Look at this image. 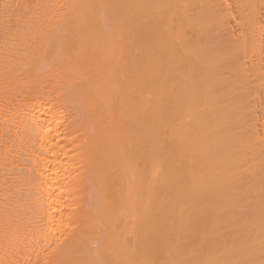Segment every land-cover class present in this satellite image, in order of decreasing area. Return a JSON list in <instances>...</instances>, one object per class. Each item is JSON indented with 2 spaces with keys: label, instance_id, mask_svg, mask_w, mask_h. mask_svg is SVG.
<instances>
[{
  "label": "bare ground",
  "instance_id": "6f19581e",
  "mask_svg": "<svg viewBox=\"0 0 264 264\" xmlns=\"http://www.w3.org/2000/svg\"><path fill=\"white\" fill-rule=\"evenodd\" d=\"M0 264H264V0H0Z\"/></svg>",
  "mask_w": 264,
  "mask_h": 264
}]
</instances>
